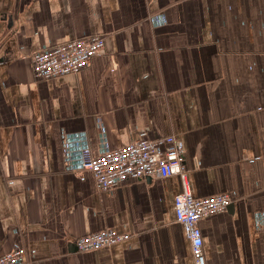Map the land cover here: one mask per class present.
I'll return each mask as SVG.
<instances>
[{
  "label": "crops",
  "instance_id": "crops-1",
  "mask_svg": "<svg viewBox=\"0 0 264 264\" xmlns=\"http://www.w3.org/2000/svg\"><path fill=\"white\" fill-rule=\"evenodd\" d=\"M97 34L104 48L84 69L32 75L35 51ZM142 131L181 141L194 197L232 198L197 223L205 264H264V0H0V255L194 264L174 213L179 176L102 192L65 165L68 135L96 154ZM101 229L129 238L77 250Z\"/></svg>",
  "mask_w": 264,
  "mask_h": 264
},
{
  "label": "built area",
  "instance_id": "built-area-1",
  "mask_svg": "<svg viewBox=\"0 0 264 264\" xmlns=\"http://www.w3.org/2000/svg\"><path fill=\"white\" fill-rule=\"evenodd\" d=\"M150 19L155 25L165 22L159 14ZM104 40V36L98 34L83 36L35 51L31 56L32 75L37 79H49L78 72L103 50ZM148 135L142 131L138 138L127 144L113 149L101 146L96 154L91 151L84 133L68 135L64 138L65 165L70 170H89L96 190L102 192H110L126 180L179 176L182 190L173 199L175 218L190 241L194 264H205V256L201 251V231L197 223L203 217L226 210L232 203V198L228 193L194 197L188 187L181 141L174 135L156 138ZM259 222L260 219L257 225ZM128 238L129 234L101 229L77 238L74 244L78 251L86 252L114 245ZM27 254L26 247L13 248L0 255V264H25L28 261Z\"/></svg>",
  "mask_w": 264,
  "mask_h": 264
},
{
  "label": "rangeland",
  "instance_id": "rangeland-1",
  "mask_svg": "<svg viewBox=\"0 0 264 264\" xmlns=\"http://www.w3.org/2000/svg\"><path fill=\"white\" fill-rule=\"evenodd\" d=\"M27 256H28V254H27ZM27 259H28V258H27ZM28 262H29V259H28V261H27L26 263H28ZM26 263H25V264H26Z\"/></svg>",
  "mask_w": 264,
  "mask_h": 264
},
{
  "label": "water",
  "instance_id": "water-1",
  "mask_svg": "<svg viewBox=\"0 0 264 264\" xmlns=\"http://www.w3.org/2000/svg\"><path fill=\"white\" fill-rule=\"evenodd\" d=\"M230 206H231V204L228 207H230Z\"/></svg>",
  "mask_w": 264,
  "mask_h": 264
}]
</instances>
